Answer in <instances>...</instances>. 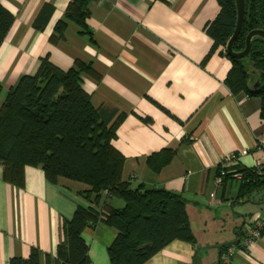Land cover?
Returning a JSON list of instances; mask_svg holds the SVG:
<instances>
[{"label":"crops","instance_id":"obj_1","mask_svg":"<svg viewBox=\"0 0 264 264\" xmlns=\"http://www.w3.org/2000/svg\"><path fill=\"white\" fill-rule=\"evenodd\" d=\"M71 1L0 0L15 16L0 46V108L22 76L38 72L43 57L65 71L77 61L91 64L95 74H83V87L94 107L114 112V120L124 115L113 140L125 157L123 179L132 188H164L189 200L197 243L174 240L144 264L223 263L224 246L239 243L264 209V190L243 196V180L233 175L264 163V118L259 97L236 96L228 86L231 60L219 51L207 58L213 39L205 25L219 13L218 0H97L87 20L91 34L70 21L65 37L52 42ZM47 4L54 12L38 29ZM163 150L175 153L157 172L148 158ZM231 153L239 161L225 165ZM223 169L228 173L217 183ZM90 189L65 177L51 182L40 166H26L17 186L0 163V264L29 258L33 249L42 264L60 263L65 223L78 205H123L107 191L98 203L85 194ZM116 236L102 221L85 228L90 264H111ZM229 264H264V230L253 246H239Z\"/></svg>","mask_w":264,"mask_h":264},{"label":"trees","instance_id":"obj_2","mask_svg":"<svg viewBox=\"0 0 264 264\" xmlns=\"http://www.w3.org/2000/svg\"><path fill=\"white\" fill-rule=\"evenodd\" d=\"M94 1L97 0H72L51 41L65 37L70 21L80 26L81 33L91 34L87 20ZM218 3L219 13L205 25V31L213 39L207 58L219 51L231 60L228 86L236 96L244 93L259 97L264 118V39L255 37L246 57L231 58L227 45L237 25V4L236 0ZM245 4L244 25L233 43L236 51L244 50L251 30H264V0H245ZM53 12V5H45L35 26L44 29ZM14 20V14L0 3V46ZM83 74H95L91 64L77 61L65 71L49 57H43L38 72L22 76L7 91L0 108V163L8 182L22 186L26 166H40L51 182L65 177L88 184L91 189L85 194H95L98 203L104 191L123 200L121 207L109 203L103 209L78 205L73 218L65 223V240L58 250L61 262L57 264H90L83 232L100 221L117 231L109 247L111 264H144L174 240L195 245L187 197L164 188H132L123 179L125 157L113 140L124 115L114 120V112L106 114L105 110L95 108L91 94L83 87ZM253 79L260 81L256 90L250 89ZM174 153L163 150L152 154L148 164L158 172L171 162ZM241 172L245 173L243 196L264 190V176L254 167ZM142 245L146 246L141 248ZM11 264H42L40 251L33 249L29 258L15 257ZM46 264H51V260Z\"/></svg>","mask_w":264,"mask_h":264},{"label":"built area","instance_id":"obj_3","mask_svg":"<svg viewBox=\"0 0 264 264\" xmlns=\"http://www.w3.org/2000/svg\"><path fill=\"white\" fill-rule=\"evenodd\" d=\"M239 161V157L236 153H231L225 158V165H230L232 163H237ZM254 169L258 172L259 175L264 176V163L261 161H257ZM227 170L223 169L220 172V175L217 177V183H222L224 177L227 175ZM236 178L245 180V173L244 172H236L233 174ZM249 181V180H248ZM249 229L247 230L246 235L241 237V240L237 244H232L227 247L226 251L223 254V263L229 264L231 259L234 257L237 249L239 246L241 247H251L255 243H257L261 237L262 232L264 230V209L256 213L252 219L250 220Z\"/></svg>","mask_w":264,"mask_h":264},{"label":"water","instance_id":"obj_4","mask_svg":"<svg viewBox=\"0 0 264 264\" xmlns=\"http://www.w3.org/2000/svg\"><path fill=\"white\" fill-rule=\"evenodd\" d=\"M236 4H237V10H238V19H237V25H236V29L234 31L233 36L231 37V39L228 42L227 45V53L231 58H235V59H242L244 57H246L252 47V41L255 37H261L264 39V30L263 29H253L251 30L246 38V46L244 48V50L242 51H236L233 48V43L235 41V39L240 35L243 25H244V20H245V15H246V4H245V0H236ZM254 73V72H253ZM260 86V81H256L253 85H250V89L251 90H256L258 89V87ZM146 245H142L141 248L145 247ZM148 246H152L151 243L148 244Z\"/></svg>","mask_w":264,"mask_h":264},{"label":"rangeland","instance_id":"obj_5","mask_svg":"<svg viewBox=\"0 0 264 264\" xmlns=\"http://www.w3.org/2000/svg\"><path fill=\"white\" fill-rule=\"evenodd\" d=\"M252 81H253L252 83H254L255 79H253ZM255 82H256V81H255ZM242 94H244V93H241L240 95H242ZM122 201H123V200H122ZM225 249H226V248H225Z\"/></svg>","mask_w":264,"mask_h":264},{"label":"bare ground","instance_id":"obj_6","mask_svg":"<svg viewBox=\"0 0 264 264\" xmlns=\"http://www.w3.org/2000/svg\"><path fill=\"white\" fill-rule=\"evenodd\" d=\"M231 245H232V244H231ZM228 246H230V245H228ZM228 246H227V247H228ZM227 247H226V249H227ZM226 249H225V251H226ZM223 254H224V253H223ZM222 257H223V255H222Z\"/></svg>","mask_w":264,"mask_h":264}]
</instances>
